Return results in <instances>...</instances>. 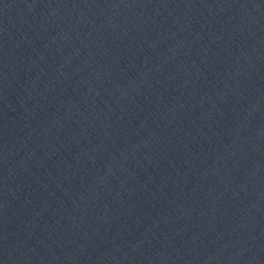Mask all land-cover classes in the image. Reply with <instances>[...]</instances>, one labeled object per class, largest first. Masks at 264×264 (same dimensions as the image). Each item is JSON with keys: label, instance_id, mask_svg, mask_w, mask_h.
<instances>
[{"label": "water", "instance_id": "95a60500", "mask_svg": "<svg viewBox=\"0 0 264 264\" xmlns=\"http://www.w3.org/2000/svg\"><path fill=\"white\" fill-rule=\"evenodd\" d=\"M0 264H264V0H0Z\"/></svg>", "mask_w": 264, "mask_h": 264}]
</instances>
